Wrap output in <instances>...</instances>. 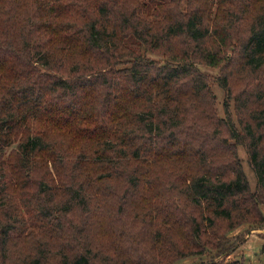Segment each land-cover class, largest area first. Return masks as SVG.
Returning a JSON list of instances; mask_svg holds the SVG:
<instances>
[{"label":"trees","instance_id":"1","mask_svg":"<svg viewBox=\"0 0 264 264\" xmlns=\"http://www.w3.org/2000/svg\"><path fill=\"white\" fill-rule=\"evenodd\" d=\"M257 228L264 0H0V264H245Z\"/></svg>","mask_w":264,"mask_h":264},{"label":"rangeland","instance_id":"2","mask_svg":"<svg viewBox=\"0 0 264 264\" xmlns=\"http://www.w3.org/2000/svg\"><path fill=\"white\" fill-rule=\"evenodd\" d=\"M213 1H217V0H213ZM147 54L151 57L159 58L158 55L152 54L150 52H147ZM199 67L203 72L208 74L215 75L218 72V68L211 67L209 65L199 64ZM211 88L213 89L216 96V106L218 109V113L220 116H223L222 100L224 97V91L215 82H211ZM237 153L241 159L242 167L246 174L248 182L251 188H254L256 177L251 166L247 161V155L243 145L241 144L237 145ZM245 228H246L245 225L239 226L235 230L231 231L229 235L234 236L236 234H240L239 235V239H240L244 235L243 233L246 232ZM262 234H264V228H257L247 232L243 240L239 241V239L236 238L235 240H237L238 246L229 253V255L226 257V260L242 258L245 264H264V252L261 251V246L264 242V237L262 236ZM207 259H208L207 255H200V256L194 255V256H189L176 264H198L201 261H205Z\"/></svg>","mask_w":264,"mask_h":264}]
</instances>
